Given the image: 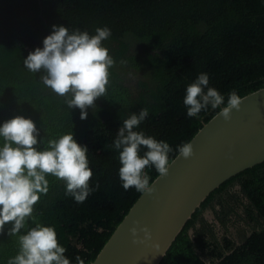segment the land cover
<instances>
[{"label":"trees","instance_id":"1","mask_svg":"<svg viewBox=\"0 0 264 264\" xmlns=\"http://www.w3.org/2000/svg\"><path fill=\"white\" fill-rule=\"evenodd\" d=\"M53 25L90 35L98 27L111 30L102 41L115 61L107 93L86 119L24 66ZM202 72L225 104L233 91L242 96L264 86V0H0V126L17 115L32 119L38 141L44 139L38 150L73 133L88 149L90 187L100 186L77 203L64 181L47 175L48 192L39 194L25 228L9 236V223L0 233V264L18 254L19 236L37 223L55 229L71 264H78L77 256L90 264L141 194L125 191L119 177V151L112 145L123 120L146 108L135 130L166 141L171 160L219 110L209 105L187 116L186 88ZM145 151L141 146L140 154ZM145 171L149 182L158 174L154 166ZM158 264H264V160L210 191Z\"/></svg>","mask_w":264,"mask_h":264},{"label":"clouds","instance_id":"2","mask_svg":"<svg viewBox=\"0 0 264 264\" xmlns=\"http://www.w3.org/2000/svg\"><path fill=\"white\" fill-rule=\"evenodd\" d=\"M111 30L98 27L95 35L76 29L72 32L63 25H53V31L43 41V48L37 47L24 58V66L32 73H40L41 82L59 96L65 97L70 109L79 108L80 118L86 119L88 109L96 106L97 98L106 96L109 83V69L115 61L108 48L102 46ZM184 104L188 117H196L210 105L219 108L218 116L228 121L233 109L240 110L242 99L231 92L227 103L221 93L209 87V75L200 73L196 80L186 88ZM223 105V107H221ZM148 116V110L132 113L123 120L112 147L119 151V177L125 191L135 188L138 192L153 193L154 184H150L146 168L153 167L163 177L169 174L175 160H169L172 151L163 140L146 136L137 131ZM39 129L30 118L17 115L0 126V233L5 224H11L9 236H15L25 228L32 216L39 194H47L52 175L66 183V192L77 203H84L89 195L99 190V184L90 187L93 176L88 166V149L80 145L73 133L63 134L58 139L47 141L44 150H38ZM141 146L146 151L140 154ZM194 155L192 142H186L177 148V158L189 159ZM143 231L146 238L151 232L133 227L131 233L134 243L142 242L138 233ZM19 252L8 260V264H71L65 256L66 249L60 245L55 229L39 223L26 234L19 236ZM78 264H85L76 257Z\"/></svg>","mask_w":264,"mask_h":264},{"label":"water","instance_id":"3","mask_svg":"<svg viewBox=\"0 0 264 264\" xmlns=\"http://www.w3.org/2000/svg\"><path fill=\"white\" fill-rule=\"evenodd\" d=\"M231 120L214 113L187 141L194 155L177 158L169 174H157L153 193L140 194L90 264H158L201 201L221 182L264 160V86L242 96ZM223 107V106H222ZM140 231L134 243L131 229Z\"/></svg>","mask_w":264,"mask_h":264},{"label":"rangeland","instance_id":"4","mask_svg":"<svg viewBox=\"0 0 264 264\" xmlns=\"http://www.w3.org/2000/svg\"><path fill=\"white\" fill-rule=\"evenodd\" d=\"M204 215H205V217H207L208 219H211L212 218V212L211 211H209V210H206L205 212H204ZM234 229V228H233ZM232 229V230H233Z\"/></svg>","mask_w":264,"mask_h":264}]
</instances>
